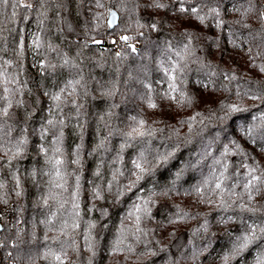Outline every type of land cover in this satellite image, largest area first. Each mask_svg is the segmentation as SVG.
Listing matches in <instances>:
<instances>
[{
  "label": "trees",
  "instance_id": "obj_1",
  "mask_svg": "<svg viewBox=\"0 0 264 264\" xmlns=\"http://www.w3.org/2000/svg\"><path fill=\"white\" fill-rule=\"evenodd\" d=\"M256 95L264 0L0 2V264H264Z\"/></svg>",
  "mask_w": 264,
  "mask_h": 264
},
{
  "label": "snow or ice",
  "instance_id": "obj_2",
  "mask_svg": "<svg viewBox=\"0 0 264 264\" xmlns=\"http://www.w3.org/2000/svg\"><path fill=\"white\" fill-rule=\"evenodd\" d=\"M0 2H2V3H4V4H7V3H8V0H0ZM156 7H162V5L156 4ZM192 11L195 12L196 10H195V9H192ZM201 19H202V18H201ZM121 39H123V40H127V39H129V38H128V37H122ZM173 90H175V89L173 88ZM253 98H254V99H261V100H264V95H256V96H254ZM54 99H55V100H59V96H55ZM189 102H190V101H189ZM152 107H155V105H152ZM232 110L235 111V110H238V109L233 108ZM60 163H61V161H59V160L56 161V164H57V165H59ZM133 163H134L135 168H137V169L140 170L141 175H140V176H137V179H140L141 176H142V174H143V172L145 171V169L141 166V162H140V161H133ZM59 174H60V173H59V169H57V175H59ZM134 174H135V173H134ZM253 179H258V177H253ZM249 183H251V181H249ZM216 187L219 188V187H220V184H217ZM96 195H99V192H97ZM250 198H251V197H250ZM137 211H138V212L140 211L139 206H137ZM139 218H140L139 216L136 217L137 220H139ZM253 231H254V229H253ZM261 232L264 233V228H261ZM251 239H252V237L245 235V236L243 237V241H244V243L241 245V247H246V246H247V243L250 242ZM57 259H59V257H57Z\"/></svg>",
  "mask_w": 264,
  "mask_h": 264
},
{
  "label": "water",
  "instance_id": "obj_3",
  "mask_svg": "<svg viewBox=\"0 0 264 264\" xmlns=\"http://www.w3.org/2000/svg\"><path fill=\"white\" fill-rule=\"evenodd\" d=\"M110 19H111L112 24L115 25L116 24V20H117V16H116L114 11L111 12ZM0 229H1V225H0Z\"/></svg>",
  "mask_w": 264,
  "mask_h": 264
},
{
  "label": "built area",
  "instance_id": "obj_4",
  "mask_svg": "<svg viewBox=\"0 0 264 264\" xmlns=\"http://www.w3.org/2000/svg\"><path fill=\"white\" fill-rule=\"evenodd\" d=\"M102 43H104V41ZM0 245H1V243H0Z\"/></svg>",
  "mask_w": 264,
  "mask_h": 264
}]
</instances>
